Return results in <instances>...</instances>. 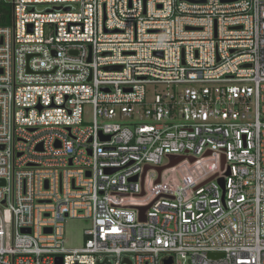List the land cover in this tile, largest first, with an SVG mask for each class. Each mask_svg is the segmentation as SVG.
I'll return each mask as SVG.
<instances>
[{"label": "built area", "instance_id": "obj_1", "mask_svg": "<svg viewBox=\"0 0 264 264\" xmlns=\"http://www.w3.org/2000/svg\"><path fill=\"white\" fill-rule=\"evenodd\" d=\"M8 1L0 264H264V0Z\"/></svg>", "mask_w": 264, "mask_h": 264}, {"label": "rangeland", "instance_id": "obj_2", "mask_svg": "<svg viewBox=\"0 0 264 264\" xmlns=\"http://www.w3.org/2000/svg\"><path fill=\"white\" fill-rule=\"evenodd\" d=\"M8 0H3L7 2ZM166 86H150L148 87V98L154 97L157 93L166 91ZM92 120V107H86L85 121L89 122ZM130 121L126 119V122ZM171 175L170 171L164 173V178ZM90 226V222L82 219L67 218L65 221V248L68 250L78 249L84 246L85 236L84 231ZM179 264H186L184 260H179Z\"/></svg>", "mask_w": 264, "mask_h": 264}, {"label": "trees", "instance_id": "obj_3", "mask_svg": "<svg viewBox=\"0 0 264 264\" xmlns=\"http://www.w3.org/2000/svg\"><path fill=\"white\" fill-rule=\"evenodd\" d=\"M12 24V5L9 1L6 3L0 0V27L10 26Z\"/></svg>", "mask_w": 264, "mask_h": 264}, {"label": "water", "instance_id": "obj_4", "mask_svg": "<svg viewBox=\"0 0 264 264\" xmlns=\"http://www.w3.org/2000/svg\"><path fill=\"white\" fill-rule=\"evenodd\" d=\"M201 2H205V0H202ZM114 69H118V70H120L121 67H115ZM182 160H183L182 158L177 159V160H174V161L172 162V165H170V166H174V165L180 163ZM160 171H161V170H160ZM132 180L137 181V177H134ZM220 183H221L222 186L224 187V183H223V181H220ZM1 184H4V182H3V181H0V185H1ZM139 210L141 211V213H142V215H143V212L146 210V208H139ZM142 221H144L143 218H142ZM211 257H212V258H218L219 255H215V254H214V255H211ZM58 264H62V259H61V258L58 259ZM164 264H173V259H171V260H164Z\"/></svg>", "mask_w": 264, "mask_h": 264}]
</instances>
